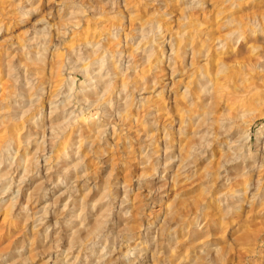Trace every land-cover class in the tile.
Masks as SVG:
<instances>
[{
    "label": "rangeland",
    "instance_id": "374dc122",
    "mask_svg": "<svg viewBox=\"0 0 264 264\" xmlns=\"http://www.w3.org/2000/svg\"><path fill=\"white\" fill-rule=\"evenodd\" d=\"M0 264H264V0H0Z\"/></svg>",
    "mask_w": 264,
    "mask_h": 264
},
{
    "label": "bare ground",
    "instance_id": "6f19581e",
    "mask_svg": "<svg viewBox=\"0 0 264 264\" xmlns=\"http://www.w3.org/2000/svg\"><path fill=\"white\" fill-rule=\"evenodd\" d=\"M220 53H216V54H213L212 56H211V61H213V62H218V61H220V62H218V63H216L214 66H213V69H209V72L212 74V81H214V83H215V89H219L220 87H221V82H220V80H218V78H216L215 76L216 75H219L220 74V70L223 68V66H226L227 64L224 62V60H223V57H221V55H219ZM219 65H222V66H220V67H218ZM218 67V68H217ZM226 76H228V75H226ZM220 77V76H219ZM209 80H210V78H209Z\"/></svg>",
    "mask_w": 264,
    "mask_h": 264
}]
</instances>
